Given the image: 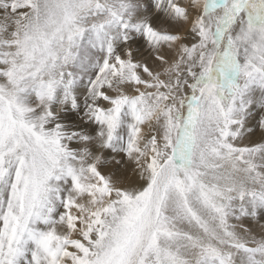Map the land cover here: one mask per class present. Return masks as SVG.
<instances>
[{"label":"snow or ice","instance_id":"1","mask_svg":"<svg viewBox=\"0 0 264 264\" xmlns=\"http://www.w3.org/2000/svg\"><path fill=\"white\" fill-rule=\"evenodd\" d=\"M0 264H264V0H0Z\"/></svg>","mask_w":264,"mask_h":264}]
</instances>
